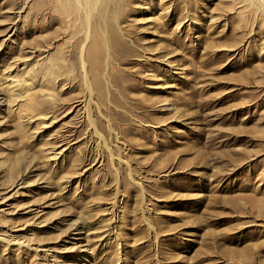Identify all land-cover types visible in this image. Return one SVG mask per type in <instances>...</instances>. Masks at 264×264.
Instances as JSON below:
<instances>
[{"label":"rangeland","instance_id":"obj_1","mask_svg":"<svg viewBox=\"0 0 264 264\" xmlns=\"http://www.w3.org/2000/svg\"><path fill=\"white\" fill-rule=\"evenodd\" d=\"M74 1L0 0V264H264V0Z\"/></svg>","mask_w":264,"mask_h":264},{"label":"bare ground","instance_id":"obj_2","mask_svg":"<svg viewBox=\"0 0 264 264\" xmlns=\"http://www.w3.org/2000/svg\"><path fill=\"white\" fill-rule=\"evenodd\" d=\"M72 1H74V0H66V3H67V7L65 6V4H63L62 5V7H63V9L65 10V11H67V10H73V6H75L73 3H72ZM74 3L76 4V2L74 1ZM87 4V3H86ZM89 5H90V3H89ZM74 10H76V9H74ZM73 10V11H74ZM67 13H68V11H67ZM74 13H75V11H74ZM77 13V12H76ZM114 15V14H113ZM69 16V15H68ZM67 17V16H66ZM108 17V16H107ZM112 19V18H111ZM110 19V20H111ZM113 25V24H112ZM112 25H110L109 26V29H110V33H109V41H110V43H112V44H114L115 46L116 45H118V42H120L119 41V39H118V36H117V34H116V32L113 30V28L111 27ZM106 26H107V24H106ZM91 28V27H90ZM108 29V30H109ZM95 30V29H94ZM102 42H103V40H101V37H99L96 33H93V37H92V44L89 46V48L87 49V56H88V58L91 60V61H95L96 60V58L97 57H101V49H102ZM120 45V44H119ZM90 61V62H91ZM93 63V62H92ZM14 85V84H13ZM17 86V85H16ZM15 86V87H16ZM14 87V86H13ZM15 90H17L18 91V99H20V103H22V104H29L30 102H31V93L27 90V89H24V88H22L21 86H19V87H17V88H14ZM14 90V91H15ZM17 94V93H16Z\"/></svg>","mask_w":264,"mask_h":264}]
</instances>
